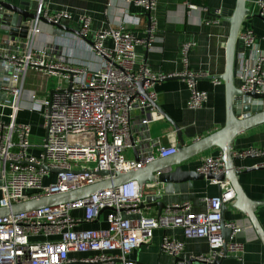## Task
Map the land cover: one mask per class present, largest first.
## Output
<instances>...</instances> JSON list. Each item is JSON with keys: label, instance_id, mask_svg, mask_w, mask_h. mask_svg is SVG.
<instances>
[{"label": "built area", "instance_id": "obj_1", "mask_svg": "<svg viewBox=\"0 0 264 264\" xmlns=\"http://www.w3.org/2000/svg\"><path fill=\"white\" fill-rule=\"evenodd\" d=\"M127 1H133L147 14L145 37H138L125 24L92 31L91 18L86 14L79 16V32L86 38L91 35L90 51L101 59L95 68L55 55L49 46L36 48L35 37L41 33V22L37 19L31 20L25 39L11 42L10 50L0 49V60L10 69L8 82L0 86V91L6 94L1 105L10 108L9 122L0 120V207L74 191L110 178L116 172L136 169L145 162L172 154L175 147L159 144L138 161L125 156L131 113L141 112L142 125H148L157 113L153 106L157 100L153 89L156 81L181 77L189 90L186 107L195 110L206 104L207 92L197 88V81L205 74L188 69V52L193 43L185 42L180 48L182 72H151L143 54L135 48L143 45L147 50L156 40L153 12L157 0ZM255 3L256 14L264 18V0ZM36 14L62 23L71 18L66 11L49 12L40 8ZM238 39L251 52L249 67L236 73L238 87L243 93H264V51L258 48L251 28H241ZM28 70L58 78L55 90L47 99L38 100L34 94L30 95L29 110L41 113L45 129L38 155L30 152L33 148L30 125L16 122ZM143 80L146 97L137 94V84ZM233 155L262 158L256 166L264 167V148L252 147ZM41 165L56 171L42 169ZM224 170L220 152L201 157L195 169L198 173L214 175ZM99 171L109 174L101 176L97 174ZM226 183H219L218 196L202 198L205 209L197 213L191 211L188 201H182L166 205L160 214L147 215L141 207L143 197L139 186L131 181L75 201L0 217V264H69L76 261L70 258L74 252L91 253L79 260L81 264H135L127 256L149 244L154 229L167 227L181 228L185 238L207 240L208 254L195 257L200 262L211 263L226 256L242 259L243 244L236 239L241 229L234 222H224L232 232L223 248L221 204L229 203L234 197ZM105 208L110 209L107 228L77 229L81 222H93ZM75 210H82L83 216H73ZM183 249V243L178 240L162 239L161 250L168 255L179 258ZM176 264H185V260L179 259Z\"/></svg>", "mask_w": 264, "mask_h": 264}, {"label": "crops", "instance_id": "obj_2", "mask_svg": "<svg viewBox=\"0 0 264 264\" xmlns=\"http://www.w3.org/2000/svg\"><path fill=\"white\" fill-rule=\"evenodd\" d=\"M8 2L18 8L23 5L30 13H36L39 8L44 11H66L71 15L65 22L68 26L78 30L79 16L86 14L91 18V30L116 28L121 24L136 33L138 37H145L148 31V18L144 10L136 6L133 1L127 0H0ZM256 0H247L248 16L242 28H251L256 37L258 48L264 51V18L256 14L258 6ZM236 0H157L153 15L156 19V40L152 47L145 49L143 45L136 46V52L143 54L144 60L155 74H178L184 70L180 48L185 42H192L188 52V69L193 72H203L205 75L197 81V88L208 94L206 104L200 109H189L186 102L189 90L181 77H172L154 83L157 106L165 116L157 112L148 125L141 124L140 111L131 113V132L129 146L125 149V156L130 160L142 159L148 156L159 144L165 147H177L174 122L182 133L185 144L200 139L209 133L221 128L226 120V95L223 81L216 77L221 76L225 65L226 43L228 38L229 18L235 8ZM191 5V7H188ZM3 8L0 7V17ZM217 11L219 13H217ZM256 14V15H255ZM41 33L35 37L36 48L49 46L55 55L64 56L84 66L95 68L100 58L90 51V43L72 36L54 34L53 27L40 23ZM17 36L4 34L0 31V49L10 50L17 41ZM91 41L92 37H87ZM251 52L238 39L235 46V84L240 85L236 73L250 64ZM0 86L8 82L7 70L0 64ZM10 72V71H9ZM9 74V73H8ZM47 76L34 70H28L24 78L23 93L19 98V109L16 114L17 123H27L31 127V143L33 155L39 154L40 144L45 137L43 118L40 112L29 110L30 95L34 94L38 100L47 99L55 84L52 85ZM58 79V78H57ZM6 80V83H5ZM51 85H50V84ZM58 83V81H57ZM6 94L0 91V120L8 123L10 108L1 105ZM257 102V101H256ZM131 139L135 145L131 144ZM134 147L136 149H134ZM264 148V123L235 137L232 151H242L248 148ZM216 147L186 160L181 164L183 170H195L203 156H216L219 153ZM232 152V153H233ZM263 159L247 157L237 160L236 166L244 170L256 166ZM239 181L247 196L252 200L264 201V168L256 169L239 175ZM2 182L0 181V186ZM227 184V183H226ZM158 185V186H157ZM156 189L162 194L165 206L168 204L188 201L191 211L202 212L205 204L204 197L218 196L220 186L214 180L197 179L191 182L186 191H171L164 194L163 185L153 182L146 185L145 192ZM0 188V197H1ZM144 200V199H143ZM147 215L157 213V207H142ZM164 209V208H163ZM162 209V210H163ZM161 210V211H162ZM102 211V212H101ZM91 223L81 222L77 229L107 228V214L110 209L105 208ZM256 217L264 230V205L255 210ZM75 217H82V210L72 212ZM133 217V216H129ZM224 219L234 222L240 229L236 239L243 244L242 259L226 256L219 264H264V244L255 232L249 218L233 207V203L226 204ZM164 237L173 238L183 243L184 249L179 258L188 260L191 257L208 254L209 245L204 238H185L181 228L167 227L153 230L152 240L133 250L128 260L135 264H176V258L161 250ZM117 253V252H116ZM91 253H70V258L76 261L69 264H81L79 260L90 256ZM200 262V261H199ZM212 263V262H211ZM202 263L201 264H211ZM185 264H187L185 262ZM199 264V263H197Z\"/></svg>", "mask_w": 264, "mask_h": 264}, {"label": "water", "instance_id": "obj_3", "mask_svg": "<svg viewBox=\"0 0 264 264\" xmlns=\"http://www.w3.org/2000/svg\"><path fill=\"white\" fill-rule=\"evenodd\" d=\"M0 6L3 8L0 17V31L4 34L26 38L31 20L37 19L41 23L43 22L53 27L54 34L64 35L70 33L91 44V41L84 37L79 30L68 26L66 23L54 22L44 18L42 15L30 13L23 7V5H21V8H18L8 2L0 1ZM248 13L249 8L247 6V0H236L235 8L231 16L226 19L229 23V30L226 43L225 65L221 76L216 77L223 81L226 95V120L221 128L200 139L190 142L189 144H185L180 129L174 122H172L176 131L178 145L175 148V151L169 156L145 162L136 169L116 172L114 176L110 178H105L92 185L74 191L29 199L13 203L9 207H0V217L75 201L99 191L111 189L131 181H136L139 186L140 194L144 199L141 203V207L156 206L157 214H160L161 210L165 207V202L162 200V194L157 193L156 189H151L146 193L145 188L147 184L153 182L159 183V185L164 186L162 192L164 194H169L171 191H186L187 187L191 186L193 180L207 179L218 182L219 186V183H229L234 192V197L230 202L233 203L234 208L243 212L249 218L255 232L264 244V230L255 214L256 208L260 205H264V201L250 199L239 181V175L241 173L264 167L253 166L244 170L239 167L237 168L236 162L237 160H240L241 157L234 156L232 153V144L236 136L264 123V93L258 94L255 91L243 93L235 84V46L238 41V34L242 28L243 21L248 16ZM0 64H3L1 60ZM5 68L8 77L10 69L8 67ZM143 83L144 80L137 84V94L146 97V92L142 88ZM153 106L157 112L165 116V113L156 103H154ZM131 144L133 146L135 145L133 139H131ZM213 147L218 148L221 153V158L225 165V170L222 174H202L195 170L182 169L181 164L183 162ZM134 149L136 148L134 147ZM135 160L138 161V158ZM40 167L51 172L56 171L55 169L48 168L44 165H41ZM97 174L108 176L109 172L99 171ZM220 193L221 186L219 194ZM226 204L227 202L221 204V222L223 223L222 239L224 249L232 232L231 228L225 227L224 225ZM179 259L180 258H176V262ZM221 260V258H215L211 264H219L221 263ZM185 262L187 264H201V262L195 257H191Z\"/></svg>", "mask_w": 264, "mask_h": 264}, {"label": "rangeland", "instance_id": "obj_4", "mask_svg": "<svg viewBox=\"0 0 264 264\" xmlns=\"http://www.w3.org/2000/svg\"><path fill=\"white\" fill-rule=\"evenodd\" d=\"M51 79H48L49 82L52 83V85L55 84V87L57 86L58 79L56 77H50ZM50 84V83H49ZM51 85V84H50Z\"/></svg>", "mask_w": 264, "mask_h": 264}]
</instances>
